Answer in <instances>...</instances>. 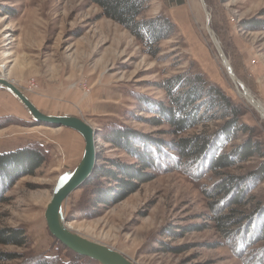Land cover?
Wrapping results in <instances>:
<instances>
[{
  "label": "rangeland",
  "instance_id": "obj_1",
  "mask_svg": "<svg viewBox=\"0 0 264 264\" xmlns=\"http://www.w3.org/2000/svg\"><path fill=\"white\" fill-rule=\"evenodd\" d=\"M144 7L137 19L162 15L173 24L155 51L104 16L90 0H0V76L41 112H68L91 124L96 130L97 166L110 160L136 164L134 156L108 140L107 133L116 126L167 141L175 139V134L166 133L165 123L151 125L150 112L138 110L136 96L167 103L165 91L157 84L183 74H201L240 104L241 122L251 127L250 134L264 147V118L240 96L236 84L242 83L264 107V29L240 25L244 19L264 17L260 14L264 0H184L179 8L149 0ZM211 32L236 82L223 67ZM0 103L9 107L7 99ZM23 109L22 115H11V120L0 119V142L20 139L10 148L0 147V152L37 142L48 156L32 173L17 177L2 194L0 227L21 229L25 240L21 245L0 243V264H36L42 258L53 264H88L59 245L44 216L58 178L76 168L84 139L63 126L37 124ZM222 122L200 123L188 128L184 136L213 133ZM246 135H238L232 145ZM258 163L259 158L253 156L231 167L205 171L197 178L190 170L169 164L160 170L147 169L151 179L108 205L93 203L94 187L115 183L101 177L97 179L100 185L93 181L65 198L61 209L64 224L88 240L114 248L134 264H245L225 242L216 218L212 219L220 212L211 211L213 202L205 191L216 188L225 173L248 176ZM238 192L234 190V196L242 197L234 208L249 214L264 202V180L248 192ZM224 205L227 213L228 204ZM252 246L264 247V241L257 240Z\"/></svg>",
  "mask_w": 264,
  "mask_h": 264
},
{
  "label": "trees",
  "instance_id": "obj_2",
  "mask_svg": "<svg viewBox=\"0 0 264 264\" xmlns=\"http://www.w3.org/2000/svg\"><path fill=\"white\" fill-rule=\"evenodd\" d=\"M90 1L102 9L104 16L121 24L134 37L141 39L146 46H152L154 51L157 48L155 45L160 40L166 39L173 27L169 19L162 15L145 21L137 19L149 0ZM260 14L263 16L264 11ZM240 25L244 29H264V17L244 19ZM157 85L165 91L167 103L137 95L138 110L150 112L151 117L148 121L151 125L165 123L169 130L166 133L175 134V139L167 141L162 137L137 132L126 126L112 128L107 133L108 140L134 156L136 164L128 165L111 160L105 166L95 164L92 174L78 188L93 181L96 182L95 185H100L97 179L101 177L106 178L107 181L113 180L115 182L113 185L108 183L106 188L99 186L98 189L94 187L93 190V199H95L93 203L108 205L110 202L123 200L126 195L138 188L140 182L151 179L152 173L144 171L147 169L160 170L167 168L169 164L181 170L184 167L185 171L190 170L193 177L197 178L205 171L231 167L236 161L244 162L257 156L259 163L248 176H232L225 173L222 182L205 193L212 199L211 211H215L216 214L220 212L212 219L216 218L215 222L221 227L225 242L232 248L233 254L241 257L245 264H264V247L252 246L257 240L264 241V202L256 204L257 206H254L249 214L234 208L239 204L238 198L242 197V195L234 196V190L238 192L239 189L243 194L264 180V147L253 137V134H250L253 131L251 127L241 122L242 106L230 99L217 85L208 83L201 74L176 75ZM9 117L0 116V119L7 120L10 119ZM216 119H222L223 122L217 125L213 133L201 131L196 135L184 136L188 128ZM31 121L35 120L31 117ZM35 122L48 125L44 122ZM240 134L248 135L239 144L232 145L234 138ZM47 156L46 148L37 142L9 152H0V201H3L2 194L12 186L17 177L32 173L44 163ZM229 202L230 207H228ZM224 203L228 204L227 213L223 210ZM53 238L77 260L84 258L88 264H101L99 261L75 253L54 236ZM24 240V232L21 229L0 227V243L21 245ZM250 255L252 259H249ZM40 261L35 263L53 264L49 259L42 258Z\"/></svg>",
  "mask_w": 264,
  "mask_h": 264
},
{
  "label": "water",
  "instance_id": "obj_3",
  "mask_svg": "<svg viewBox=\"0 0 264 264\" xmlns=\"http://www.w3.org/2000/svg\"><path fill=\"white\" fill-rule=\"evenodd\" d=\"M212 35L214 36V34L211 32L212 42L215 44L216 50L218 52L217 47H220L218 45L219 43L216 45V37H212ZM220 52L222 55L224 54L221 51V48ZM226 61L227 59L225 62ZM226 65L227 66L225 68L228 73H232L233 69L228 64V61ZM236 84L237 86L238 84L241 85V87L244 89L242 83L237 81ZM0 88H4L5 90L11 92L12 95H14V97L22 104V106L27 109L30 116L35 121H38L39 123L44 122L51 124L55 127L63 126L73 131L75 130L84 139L83 154L79 162L76 164V168L60 175L50 198V202L46 206L44 216L47 222L48 231H50V233L58 241L63 243L75 253L89 257L92 260L99 261L101 264H134L114 248H109L106 245L98 243L97 241L88 240L81 235L72 232L68 226L64 224V217L61 211L63 201L92 174V171L95 168L94 165L97 156L95 151V128L91 124L89 125L84 120L78 118L75 115H51L41 112L30 101L27 95H25L11 81H8L4 77H0Z\"/></svg>",
  "mask_w": 264,
  "mask_h": 264
},
{
  "label": "crops",
  "instance_id": "obj_4",
  "mask_svg": "<svg viewBox=\"0 0 264 264\" xmlns=\"http://www.w3.org/2000/svg\"><path fill=\"white\" fill-rule=\"evenodd\" d=\"M160 1H162L164 3L166 2L168 4V6L171 7V8H173V7L179 8V6H181L184 3V0H160ZM0 99H3V100L7 99V101L9 102V107H7V106L3 105L2 103H0V116H11V115L20 116V115L23 114L22 112H24L23 111L24 109H23L22 104L14 97V95H12L11 92L5 90L4 88H0ZM10 105H11V107H10ZM66 114L67 115H72V114H70L68 112ZM66 129H69V128H66ZM70 131H73V130L70 129ZM76 133L79 134L78 132H76ZM15 140L18 141L20 139H18V138L17 139H12L11 141H7V140L4 141L3 140V141L0 142V147H2V148H10V147H12V145H16V141ZM82 154H83V152H82ZM82 154H81V157H82ZM81 157H80V159H81Z\"/></svg>",
  "mask_w": 264,
  "mask_h": 264
},
{
  "label": "bare ground",
  "instance_id": "obj_5",
  "mask_svg": "<svg viewBox=\"0 0 264 264\" xmlns=\"http://www.w3.org/2000/svg\"><path fill=\"white\" fill-rule=\"evenodd\" d=\"M210 37H211V34H210ZM214 37V36H212ZM216 41V40H215ZM217 42V41H216ZM218 44V42L216 43V45ZM219 45V44H218ZM218 49V53H219V57H222L221 58V62H222V65L223 67L225 68L227 65V61L225 62V59H224V54L222 55L221 52H220V47H217ZM228 73V71H227ZM229 77H231L235 82H236V79L234 78V72L232 70V73H228ZM1 77V76H0ZM3 77V76H2ZM237 83V82H236ZM238 88V93L240 94V96L244 97L245 99H248V101L259 111V113L262 115V117L264 118V107L262 108V105L260 104V102H258L256 99H254L251 94L248 92V90H246L245 88L243 89L241 87V85L238 84L237 86ZM60 128V127H59ZM70 228V227H68Z\"/></svg>",
  "mask_w": 264,
  "mask_h": 264
}]
</instances>
